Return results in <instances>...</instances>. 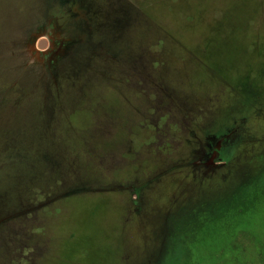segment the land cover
Wrapping results in <instances>:
<instances>
[{"label": "rangeland", "instance_id": "374dc122", "mask_svg": "<svg viewBox=\"0 0 264 264\" xmlns=\"http://www.w3.org/2000/svg\"><path fill=\"white\" fill-rule=\"evenodd\" d=\"M255 157L264 0H0V264H151L154 204ZM197 233L264 264V203Z\"/></svg>", "mask_w": 264, "mask_h": 264}, {"label": "trees", "instance_id": "16d2710c", "mask_svg": "<svg viewBox=\"0 0 264 264\" xmlns=\"http://www.w3.org/2000/svg\"><path fill=\"white\" fill-rule=\"evenodd\" d=\"M182 195L174 198L167 208L162 204L164 209L154 204L153 210L164 211L154 228V231H161V237L150 238L151 246L147 250L151 264H189L190 250L197 243V232L220 222L232 225L264 203V161L262 157H255L242 171L236 170L219 185L198 184L193 194Z\"/></svg>", "mask_w": 264, "mask_h": 264}]
</instances>
